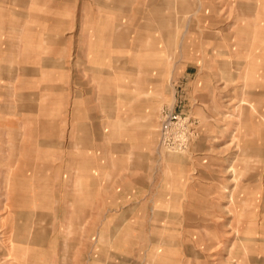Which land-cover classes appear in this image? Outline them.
Listing matches in <instances>:
<instances>
[{"label":"rangeland","instance_id":"1","mask_svg":"<svg viewBox=\"0 0 264 264\" xmlns=\"http://www.w3.org/2000/svg\"><path fill=\"white\" fill-rule=\"evenodd\" d=\"M150 1L0 0V164L11 162L17 176L31 164L32 170L59 165L40 156L47 149L42 140L23 139L37 136L41 118L59 120L65 123L59 144L67 154L74 143L80 173L87 150L101 163L108 150L113 171L144 145L152 179L178 178L186 188L181 204L153 206L160 220L149 222L151 235L132 238L130 256L120 220L105 232L106 221L70 219L73 210L86 215L84 195L77 210L64 206L65 219L50 196L43 217L29 215L27 185L12 180L8 187L4 174L0 264H55L57 243L65 256L58 262L70 264L66 256L77 241L81 264H88L87 245L96 264L108 251L109 264H264V0H213L214 20L207 0H171L159 15L163 0ZM240 1L255 3L253 18H239ZM156 17L165 20V30ZM41 61L43 75L20 76L25 68L39 70ZM145 101L154 108L127 122ZM128 132L144 138L129 139ZM67 170L59 179L49 171L47 179L66 180ZM200 170L218 172L217 202L207 206V221H187V180H199ZM161 225L167 230L155 229ZM40 239L49 248L45 258L29 248Z\"/></svg>","mask_w":264,"mask_h":264},{"label":"crops","instance_id":"2","mask_svg":"<svg viewBox=\"0 0 264 264\" xmlns=\"http://www.w3.org/2000/svg\"><path fill=\"white\" fill-rule=\"evenodd\" d=\"M218 1V0H214ZM152 5L155 4L156 0L150 1ZM213 0L210 1L207 0V14H211V19H215L216 12L219 11V9L216 8L215 4H212ZM250 3V1L248 2ZM171 0H163L161 2V5L156 8L157 14L162 11V7H165L166 5H170ZM159 5V3H158ZM155 7V6H152ZM238 12H239V18L245 19L246 15H248L249 18H253L250 16V14H253L255 12V3L246 4L243 1H240L238 4ZM202 11V10H200ZM156 14V15H157ZM159 15V14H158ZM156 21L158 22V29L159 30H165V20L162 19V17H156ZM160 26L162 28H160ZM164 26V28H163ZM253 26V25H252ZM160 43V42H159ZM164 43V42H162ZM239 50V49H238ZM252 50H254L252 48ZM250 50V51H252ZM240 52V51H238ZM253 53V51H252ZM248 54L252 55L248 52ZM247 54V55H248ZM251 58V56H250ZM249 59V58H247ZM37 63V62H36ZM58 63V62H57ZM56 63L54 68H61ZM39 65V70L37 68L33 70L24 69L22 70V74L20 76H27V75H33L37 76L39 75V71H41L40 75H43L44 72L42 70H46L45 67H47V63L45 66L42 64V61ZM12 71L13 76H15L14 68L9 69ZM252 75V74H250ZM244 76H249V74H246ZM17 80L16 78L12 80L14 82ZM11 83V81H10ZM9 84V83H8ZM144 93H146L144 91ZM154 102L151 101H145L141 106H136L133 110L134 112L132 114L126 115L125 119L128 121L133 119H143L145 118V113L148 112V108H154L153 104ZM4 107L1 106L0 108ZM7 107H10L9 105ZM144 114V115H143ZM14 122H11L13 124ZM40 125V131L36 133V137H34L35 134L26 133L24 136L25 139H37L42 140L41 146H46L47 149H40V156L42 157H55V159L59 160V165L53 167H48L47 165H41V166H35L34 170H32L30 165L29 172L23 171L22 175L14 174L12 173V168L14 165L9 162L8 164H0L4 166H0V184L1 178L4 180L3 177L4 174H6V179L4 182L7 183L8 187H14L12 185V180H16L13 182L15 185L17 183H20L21 185L25 184L27 185V189H29L30 193V201H27V205H31L29 207L30 211L34 212L29 213V215H35V216H41L43 217L44 214L42 212V206L45 201L44 197H51L53 198V202L58 205V209L56 210L58 213H61L63 216V219H65L66 214L62 212L64 211V206H71L72 210L75 209L74 207L79 206L80 204V196L84 195L87 198V211L86 215L84 217H80L79 210L72 212L70 219H78V220H88V221H106L105 228L103 231L110 230L111 226L107 228L109 225H111V221H117L120 220L122 222L121 228L123 229L122 235L127 238V245H124V252L129 254L131 256L133 252V246L136 244L135 241H132V238H137L139 236L144 235H151L152 224L149 222H154V220H160L158 218V213H155L153 206H168V205H175L177 203H182L184 199L186 198L185 194V186L182 185V181L178 180H169V179H163V180H153V172L151 171L152 167L147 166V163L150 160V156L148 154L146 155L144 153L145 146L142 145L141 151L133 152L131 155V160L127 163L129 164H120V166H117L112 171V167L110 165V162L106 160V157L109 156L108 150L104 153V162L101 163L98 160L99 156H96L94 154L92 158L91 150H87V165L84 166L83 172L80 173V167L78 164H76V161L78 162V154L75 148H73V144L71 147L66 151L67 154L64 153V148H62L59 144L60 133H58L60 125H64V121H44L41 118V121L38 123ZM56 130L53 132V130ZM48 130L51 131V133H48ZM74 129L70 128L68 132V140L70 139L72 142L76 140V136H74ZM9 136V142H13L16 140V134L13 131H8ZM35 133V132H34ZM2 133L0 134L1 137ZM7 135V134H6ZM129 136V139L134 138H144V133L141 132V134H135L133 136L130 132L127 133ZM140 135V137H137ZM1 139V138H0ZM88 140H91L90 134L88 135ZM55 145V146H54ZM50 147V149L48 148ZM12 151V149H11ZM131 152V151H130ZM13 155V154H12ZM32 155V154H31ZM66 155V159H65ZM111 156V155H110ZM32 157H36L33 156ZM129 157V156H128ZM97 158V159H96ZM134 159V160H132ZM121 162V161H120ZM65 164V165H64ZM67 164V165H66ZM28 167V166H27ZM124 167V168H123ZM147 167V169L145 168ZM68 169L66 180H49L48 172L55 174V177L58 179L60 178L62 170ZM61 173V174H60ZM156 173V172H155ZM188 174V170H187ZM59 175V176H58ZM148 177V178H147ZM176 177V176H175ZM178 177V176H177ZM199 180L196 181H190L187 180V221L192 220H200V221H207V206L212 205V203L217 202L214 199L218 198V186H217V179H218V172L216 170L213 171H207V170H200L199 175L197 176ZM150 178V180H148ZM215 179V180H213ZM1 186V185H0ZM55 189V193H53L52 189ZM84 190V192H81L80 190ZM28 194V192H27ZM215 196V197H213ZM1 203V201H0ZM33 205V207H32ZM61 205V206H60ZM194 207L195 213L193 214L190 209L191 207ZM26 214V213H25ZM28 214V213H27ZM74 214L77 216L74 218ZM164 218L163 220L167 219V214L163 213ZM161 215V216H163ZM61 216V217H62ZM30 218V217H29ZM60 218V217H59ZM32 219V218H30ZM39 219V218H38ZM219 219V218H218ZM204 225V224H203ZM220 227L222 229L221 225H215V229ZM161 228V230H167L166 225L157 226V228ZM195 227V226H193ZM212 227V226H211ZM210 227V230H211ZM140 231H145L142 234L139 233ZM92 232V230H89ZM96 232V230H94ZM102 231V232H103ZM217 232H212L215 236H218L220 233L219 230H215ZM203 232H206L204 230ZM188 234H191L189 231H187ZM203 234V233H202ZM106 235V234H105ZM111 235V234H110ZM40 243H39V242ZM38 244H30L29 248L30 251H40L44 254V258L46 257V253H48L47 249L48 246H42L45 244H41L42 242L45 243V241L38 240ZM135 243V244H134ZM35 245V246H33ZM79 241L77 243H73L72 245V252L70 255L66 256V259H68L70 264H81L79 261L80 259V250H79ZM52 247V246H51ZM56 251L57 256L54 261L55 264H60L58 261L59 259L64 260L65 256L64 254H60L58 252V249L60 248V245L57 243ZM92 246L87 245V261L83 263L88 264H96L95 258L92 256L90 257ZM60 256V257H59ZM107 258H111L110 251H108V257L107 253L105 252V257L100 261L102 264H109ZM128 256L125 255V259H127ZM53 260V259H52ZM57 260V262H56ZM93 260L95 261L93 263ZM32 264V263H31ZM45 264H48L45 263ZM52 264V261H51Z\"/></svg>","mask_w":264,"mask_h":264}]
</instances>
